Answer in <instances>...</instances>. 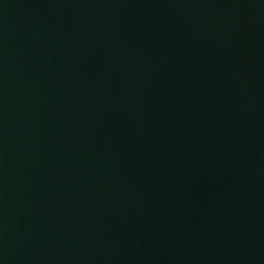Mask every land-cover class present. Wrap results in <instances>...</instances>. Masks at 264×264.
<instances>
[{"label": "water", "instance_id": "obj_1", "mask_svg": "<svg viewBox=\"0 0 264 264\" xmlns=\"http://www.w3.org/2000/svg\"><path fill=\"white\" fill-rule=\"evenodd\" d=\"M0 264H264V0H0Z\"/></svg>", "mask_w": 264, "mask_h": 264}]
</instances>
